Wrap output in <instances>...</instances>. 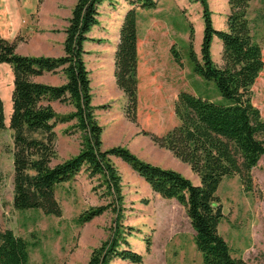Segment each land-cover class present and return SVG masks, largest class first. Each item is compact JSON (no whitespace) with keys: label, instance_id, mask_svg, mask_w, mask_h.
<instances>
[{"label":"trees","instance_id":"16d2710c","mask_svg":"<svg viewBox=\"0 0 264 264\" xmlns=\"http://www.w3.org/2000/svg\"><path fill=\"white\" fill-rule=\"evenodd\" d=\"M41 1V0H39ZM112 0H76L65 28L64 53L60 56H30L16 53V41L0 36V63L9 64L13 73L11 113L8 127L12 131V207L16 210L39 209L45 215L60 217L61 205L57 187L84 169L90 178L100 179L102 197L107 203L84 210L74 220L82 225L110 209L114 212L110 234L94 247L86 264H132L142 262V254L131 249L128 237L135 229L122 222L123 194L121 177L111 157L127 163L151 190L162 198L176 199L185 209L194 230V243L203 264H254L233 256L229 244L218 230L224 218L216 195L224 177L238 176L244 189H252L251 169L264 156V119L252 102V85L262 71V47L253 38L247 8L251 0H228L226 29H216L206 0H194L202 7L203 31L200 58L189 42L193 71L215 83L220 101L206 95L179 90L174 101L178 124L163 133L141 129L143 135L159 147L169 150L187 163L199 176L194 184L179 171L144 161L124 146L102 149V126L95 111L107 105L94 106L89 71L83 60V44L88 32L98 23L99 5ZM134 7L127 10L119 30L114 53V78L125 96L123 112L137 124L138 39L135 6L154 8L157 0H127ZM217 38L222 44V64L211 57V44ZM192 39V37H191ZM175 62L179 54L170 48ZM65 76L60 85L36 82L33 77L44 72ZM66 102L73 110L57 113L51 101ZM75 120L72 127L81 134L79 151L59 162L55 149L58 122ZM6 126L0 97V129ZM95 189V188H94ZM148 252L151 240L145 239ZM29 242L0 227V264H26Z\"/></svg>","mask_w":264,"mask_h":264},{"label":"rangeland","instance_id":"374dc122","mask_svg":"<svg viewBox=\"0 0 264 264\" xmlns=\"http://www.w3.org/2000/svg\"><path fill=\"white\" fill-rule=\"evenodd\" d=\"M112 1L114 8L107 3L99 8L100 24L91 30L93 43H89L88 60L96 59L97 54L111 52L117 41L120 22L129 2ZM206 2L213 26L225 30L226 17L230 11L228 0ZM136 13L141 55L149 52L154 70L151 73L155 81L153 89L160 91L153 96V113L144 109L151 119L145 120L143 113L144 116H137V124L118 114L120 108L112 101L97 105H107L95 111L102 126V149L124 146L144 161L181 173L187 172L189 165L169 150L154 142L153 146H146L145 140L149 138L142 135L141 129L163 133L178 124L172 99L179 90L206 95L217 102L222 100L215 83L193 71L188 54L191 41L193 50L200 58L202 7L194 0H157L154 8L137 7ZM247 17L253 38L262 47L264 61V0H251ZM171 47L179 54V63L173 59ZM153 50H160L154 62ZM221 51V42L213 38L210 52L217 65L222 64ZM11 74L8 64H0V97L6 123L0 129V227L11 229L14 234L29 242V259L26 264H86L91 250L110 234L115 217L114 212L108 209L82 225L74 220L84 210L107 203L108 198L102 197L105 189L100 185V179L90 178L81 169L70 180L59 185L56 197L62 208L60 217L45 215L36 208L16 210L12 207V131L8 127ZM146 77L148 74L144 73L139 78L144 91ZM91 78L92 94L96 99L105 95L99 92V87L110 89L113 85L111 77L106 74L94 75L93 72ZM157 81L160 84L157 85ZM251 89L252 102L264 119V66ZM143 95L139 94L138 111L147 102V97ZM74 122H58L55 125L57 157L54 162L79 151L81 134L72 127ZM111 160L121 177L122 222L135 229L127 239L131 249L142 254L140 264H203L184 207L174 198L165 199L152 192L144 179L120 158L112 156ZM251 176L252 189L249 191L244 189L238 176L224 177L219 183L216 195L224 214L219 232L229 244L233 256L242 257L254 264H264V156L251 169ZM146 237L151 240L148 252L145 248ZM115 263L132 264L126 261Z\"/></svg>","mask_w":264,"mask_h":264},{"label":"crops","instance_id":"0c3cea01","mask_svg":"<svg viewBox=\"0 0 264 264\" xmlns=\"http://www.w3.org/2000/svg\"><path fill=\"white\" fill-rule=\"evenodd\" d=\"M75 2L76 0H41V1L0 0V36L9 41L15 40L16 41L15 51L18 54L31 55V56H39V55L60 56L64 53L63 43L65 39V28L68 25V18L71 15L72 8ZM106 3L109 5V7L114 8V6L112 5L114 3L113 1L103 2L99 5V8ZM132 5L133 4L129 3V7L125 9L120 22V26L122 24L125 13L127 12L128 9L132 7ZM137 7L139 6H135V9ZM99 8H98L99 11L98 23L92 26L88 32V37L91 40H87L83 44V48L85 50V54L83 55V60L85 62L87 70L89 71L91 94L92 92H94L92 88V78H91L93 72L94 75L95 73L97 75L100 74L108 75L109 77H111L113 85L111 86L110 89L99 87L100 88L99 92L105 93V95L103 94L102 97L96 99L95 96L92 94L91 103L92 105L97 106L107 101H112L115 104H117V106H119L120 108L119 109L120 112L118 114H122V116H125L123 112V106L125 104L126 99L122 90L117 86L114 78V53L119 41V33H118L117 41L111 52L97 54L98 57L96 59L88 60L89 43H93L91 30L95 27H98L100 24ZM136 29H137V22H136ZM137 39H138V34H137ZM137 47H138V67H137L138 76L140 78V76L144 75V73L148 74V77H146L144 80V84L146 86L145 91L141 89L140 80L138 83L139 94L142 93L145 95V97H147V102H145L142 108L138 111V115L140 116L141 114L145 113L144 109H149L150 113H153V100H154L153 96L157 94L160 91V89H153V86L155 85L153 82L155 81L151 76V73L152 71L154 72V70H153V64L151 63L152 58L149 56V52L144 53L145 55L142 53L141 55V47L139 43H137ZM159 51L160 50H156V51L153 50V62L157 61L156 55ZM0 64H4V63H0ZM8 68L12 73L9 64H8ZM11 75L13 80V73ZM33 80L36 82L50 84V85H60L65 82V76L62 73V71L58 69L56 72H44L40 75H37L33 77ZM158 84H160V82L157 81V85ZM177 94L178 92L173 96L172 101L176 100ZM51 105L57 113L60 111L61 113L66 112L68 110L71 111L73 109L71 104L66 102H59L57 100L51 101ZM148 115L149 113H145V120L149 121L151 117H149ZM141 116H144V114ZM148 138L149 139L145 140V145L151 147L153 146V141L150 139L149 136ZM187 167H188V169H186L187 172H183L182 174L185 177L189 178L192 183L198 184L199 176L191 170L190 166ZM219 226L220 223L218 225V230H219ZM116 261H122V260H116Z\"/></svg>","mask_w":264,"mask_h":264}]
</instances>
